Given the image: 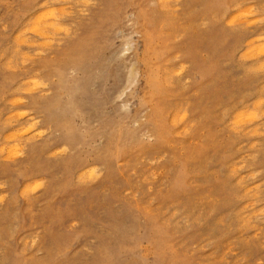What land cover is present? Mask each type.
Segmentation results:
<instances>
[{
	"label": "rangeland",
	"instance_id": "1",
	"mask_svg": "<svg viewBox=\"0 0 264 264\" xmlns=\"http://www.w3.org/2000/svg\"><path fill=\"white\" fill-rule=\"evenodd\" d=\"M263 41L264 0H0V264H264Z\"/></svg>",
	"mask_w": 264,
	"mask_h": 264
},
{
	"label": "bare ground",
	"instance_id": "2",
	"mask_svg": "<svg viewBox=\"0 0 264 264\" xmlns=\"http://www.w3.org/2000/svg\"><path fill=\"white\" fill-rule=\"evenodd\" d=\"M46 1H47V0H46ZM81 1H82V0H81ZM46 3H47V2H46ZM46 3H45V4H46ZM50 3H51V2H50ZM43 5H44V4H42V6H43ZM66 6H67V5H66ZM48 7H49V6H48ZM61 7H62V6H61ZM52 8H53V7H52ZM70 8H71V7H70ZM46 9H48V8H46ZM63 9H64V8H63ZM44 11H45V10H44ZM61 11H63L62 8H61ZM64 11H65V13H66V10H64ZM64 11H63V13H64ZM35 13H36V12H35ZM40 13H42V12H40ZM30 14H31V13H30ZM52 14H54V13L51 12V15H50V13H49L50 17L53 18V20L55 21L58 17L55 15V17H56V18H55L54 15H52ZM67 14H68V13H66V15H67ZM70 14H71V13H70ZM70 14H69V15H70ZM234 14H235V13H234ZM32 15H33V14H32ZM43 15H44V14H43ZM46 15H47V13H46ZM49 15H47V17H45V16H43V17H44L45 19H46V18L49 19V18H50ZM39 16H40V14H39L37 17H35L36 20H38V21H37L38 26H37V24H36V27H35V22H34V21H36V20L33 18V19H34V21H33V22H34L33 26L35 27V29L33 28V29H34V30H33V29H30V28H29V29H30V32H31V30H32V32H33V31H34V32L36 31L38 34L46 33V32H47L46 29L48 28V26H49L50 24L52 25V27H53V25L56 27V28L53 29V30H58V28L60 27V24H59V23H58L59 25H57V26H58V27H57V26H56V22H55V24H54V21L51 20V19H50V20H51L50 22H52L53 24L50 23L49 20H47L48 22H46V21L43 20L44 23L46 22V24H45V25H46V26H45V27H46V29H45L46 32H44V27L42 28L41 23H39V19L41 20V18H42V14H41V17H40V18H38ZM44 18H43V19H44ZM54 18H55V19H54ZM60 18H61V17H60ZM28 20H29V19H28ZM61 20H62V19H61ZM228 21H229V20H228ZM27 22H28V21H27ZM57 22H58V20H57ZM47 23H48V26H47ZM49 23H50V24H49ZM25 24H26V22H25ZM42 24H43V23H42ZM40 25H41V26H40ZM51 25L49 26L50 28H51ZM4 26H5V25H4ZM33 26H32V27H33ZM43 26H44V25H43ZM248 26H249V25H248ZM53 28H54V27H53ZM27 29H28V28H27ZM29 29H28V30H29ZM34 32H33V33H34ZM48 32H49V35H50V32H52V31H48ZM48 32H47V33H48ZM65 32H66V30H65ZM33 33H32V34H33ZM47 33H46V35H47ZM36 35H37V34H36ZM52 35H53V34H52ZM27 36H28V35H27ZM39 36L42 38V35H39ZM47 36H48V35H47ZM258 37L261 38V36H258ZM23 38H24V37H23ZM32 38H33V37H32ZM35 38H36V37H35ZM46 38H47V37H46ZM260 38H258V39H260ZM262 38H263V37H262ZM20 39H21V38H20ZM43 39H44V38H43ZM48 39H49V38H48ZM256 39H257V38H256ZM248 40H249V39H248ZM248 40H247V41H248ZM262 40H263V39H262ZM20 41H21V40H20ZM256 41H257V40H256ZM38 42H39V41H38ZM40 42H42V41H40ZM48 42H49V40H48ZM48 42L46 41V43L44 42V44H47ZM50 42H51V41H50ZM250 42L252 43L253 41H250ZM263 42H264V41H263ZM22 43H23V42H22ZM34 43H35V42H34ZM257 44H258V43H257ZM261 44H264V43H261ZM33 46H34V44H33ZM49 46H50V45H49ZM243 46H244V45H243ZM246 46H247V45H246ZM250 46H251V45H250ZM26 47H27V45H26ZM248 47H249V45H248L246 48H248ZM15 48H16V47H15ZM259 49H260V51L263 50V51H261V53H262V52L264 53V48H263V47H261V48H259ZM16 52H17V51H16ZM20 52H21V51H20ZM258 52H259V50H258ZM263 53H262V54H263ZM250 54H251V53H250ZM25 55H26V54H25ZM27 55H28V54H27ZM30 56H31V55H30ZM259 56H260V55H259ZM259 56H258V57H259ZM33 57H34V56H33ZM246 57H247V56H246ZM260 57H261V56H260ZM258 59H259V58H258ZM258 59H257V60H258ZM258 61H259V60H258ZM260 61H261V60H260ZM260 61H259V62H260ZM228 64H229V63H228ZM7 65H8V64H7ZM129 76H130V75H129ZM36 78H37V77H36ZM36 78H35L34 80H37ZM129 79H130V78H129ZM41 83H42V82H41ZM35 85H36V84H35ZM260 99H261V98H260ZM263 99H264V98H263ZM260 101H261V100H260ZM246 109H247V108H246ZM252 109H253V108H252ZM253 110H254V109H253ZM255 110H256V109H255ZM238 112H239V111H238ZM242 112H243V111H242ZM251 112H252V111H251ZM254 112H255V111H254ZM9 114H10V113H9ZM239 114H240V115H239V118L237 119V118L235 117V119H236V122L239 121V122L241 123V121H242L241 119H244L245 113H239ZM255 114H256V113H255ZM184 115H185V114H184ZM243 115H244V116H243ZM235 116H236V115H235ZM247 116H248V117L245 116V117H246L245 119L248 118V119L250 120L249 122H251V121L254 119V117H255V119H257V118L259 117V115H258V117L256 118V116H255L254 114H251V113H249V115L247 114ZM6 117H7V116H6ZM30 117H31V116H30ZM184 117H185V116H184ZM250 117H252L253 119H250ZM4 118H5V117H4ZM12 118H13V117H12ZM26 119H27V118H26ZM32 119H33V118H32ZM32 119H31V120H32ZM248 119H247V121H248ZM10 121H11V120H10ZM10 121H9V122H10ZM34 121H35V120H34ZM36 121H37V120H36ZM36 121H35V122H36ZM172 121H173V120H171V122H172ZM175 121H176V120H175ZM233 121H234V120H233ZM247 121H246V122H247ZM255 121H256V120H255ZM17 122H18V121H17ZM17 122H16V123H17ZM26 122H27V121H26ZM32 122H33V121H32ZM29 123H30V122H29ZM36 123H37V122H36ZM242 123H244V121H243ZM242 123H241V124H242ZM27 124H28V123H27ZM30 124H31V123H30ZM9 125H11V124H9ZM245 125H246V124H245ZM247 125H248V123H247ZM31 126H32V124H31ZM31 126H30V127H31ZM234 126H235V125H234ZM239 126H240V125H239ZM257 126H258V125H257ZM257 126H256V127H257ZM25 127L28 128V126H26V125H25ZM236 127H237V125H236ZM244 127H245V126H244ZM18 128H19V127H18ZM26 128H25V129H26ZM35 128H36V125H35ZM254 128H255V126H254ZM13 129H14V128H13ZM233 129H234V128H233ZM247 129H248V128H247ZM22 130H23V129H22ZM32 130H33V126H32ZM24 131H25V130H24ZM29 131H31V130H28V132H29ZM253 131H254V130H253ZM256 131H258V130H256ZM21 132L24 133L23 131H21ZM28 132L26 133V135L28 134ZM19 134H20L21 136H23L21 133H19ZM35 134H36V133H35ZM29 135H30V134H29ZM16 136H17V134H16ZM12 139H13V138H12ZM14 139H15V138H14ZM14 139H13V140H14ZM16 139H17V138H16ZM14 144H15V146H17L16 143H14ZM4 145H5V144H4ZM4 145H3V146H4ZM10 145H11V144H10ZM15 146H14V148H15ZM1 147H2V146H1ZM10 147H11V146H10ZM17 147H18V146H17ZM17 147H16V148H17ZM21 148H22V146H21ZM0 149L2 150V148H0ZM1 150H0V151H1ZM13 150H14V149H13ZM13 150H12V151H13ZM61 150H62V149H61ZM2 151H3V150H2ZM4 151H5V150H4ZM12 151H11V152H12ZM17 151H19V150H17ZM1 153H3V152H1ZM7 153H8V152H7ZM9 153H10V151H9ZM18 153H19V152H18ZM53 154H54V153H53ZM7 155H8V154H7ZM15 155H16V153L14 154V156H15ZM10 156H11V155H10ZM3 158H4V157H3ZM8 158H10V157H8ZM12 158H15V157L12 156ZM12 158H11V159H12ZM235 167H236V166H235ZM34 183H35V182H34ZM245 189H246V188H245ZM245 192H246V191H245ZM242 194H243V193H242ZM0 197H1V196H0ZM251 204H252V203H251ZM250 207H252V206H250ZM250 207H249V208H250ZM242 212H243V211H242ZM260 212H261V211H260ZM263 212H264V210H262V213H263ZM242 214H243V213H242ZM245 214H246V213H245ZM254 214H255V213H254ZM260 214H261V213H260ZM240 215H241V214H240ZM243 215H244V214H243ZM255 215H257V214H255ZM255 215H254V217H253V216H252V217L255 218ZM238 217H239V216H238ZM241 217H242V216H241ZM246 218H247V217H246ZM243 221H244V219H243ZM243 223H244V222H243ZM261 227H262V226H261ZM247 239H248V238H247ZM26 240H27V239H26ZM32 244H33V243H32ZM218 260H219V259H218Z\"/></svg>",
	"mask_w": 264,
	"mask_h": 264
}]
</instances>
